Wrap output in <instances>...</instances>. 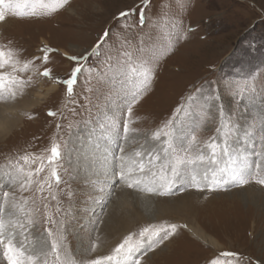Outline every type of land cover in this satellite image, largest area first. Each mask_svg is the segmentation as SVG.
<instances>
[{"label":"rangeland","instance_id":"1","mask_svg":"<svg viewBox=\"0 0 264 264\" xmlns=\"http://www.w3.org/2000/svg\"><path fill=\"white\" fill-rule=\"evenodd\" d=\"M122 12L130 14L121 17ZM105 31L110 39L102 44L99 56L89 58L86 67L106 71L102 62L111 57L113 71L104 80H98L95 71L82 72L75 100L69 102L65 86L39 72L51 68L54 76L67 78L75 67L67 57L90 53ZM0 46L21 62L42 57L44 47L57 50L50 54V63L35 59L32 70L16 73L30 81L22 94L18 91L14 100H0V200L8 191L18 203L21 197L27 198L26 208L38 209L34 216L39 223L23 241L26 249L39 246L42 234L46 235L44 228L49 225L44 222L43 203L47 202L58 224L63 221L59 227L64 244L77 264L111 255L129 234L135 233L138 239L144 227L173 223L184 227L141 255L140 264H212L217 259L228 264H264V185L255 179L243 186L228 185L227 191H198L194 186L184 190L191 182L189 174L177 185L175 195L161 196L129 188L119 180L112 183L115 178L111 177L120 146L111 128L113 123L122 128L121 110L126 107L122 93L130 87L117 75L120 61L126 59L121 52H127L132 63L150 60L154 79L134 106L135 122L130 125L134 133L123 145L126 155L134 157L136 152L158 148L152 134L169 121L177 127L183 123L189 132L199 125L196 136L201 145L213 136L219 138L216 129L222 121L217 105L222 100L224 113H230L232 125L239 126L238 136H230L229 143L233 150L241 149V156L254 171L258 163V178H264V145L260 144L264 137V0H150L147 5L143 0H67L52 13L39 11L37 16L23 19L9 15L0 23ZM112 76L116 78L107 82ZM54 85V95L39 96ZM50 110L59 115L50 117ZM53 143H59L63 153L58 166L63 182L53 189L60 201L59 213L56 201L43 200L48 196L46 189L41 193L34 184L32 191L21 192L19 184L9 186L8 176L26 154L36 153L46 160ZM39 163L25 167L35 168ZM48 171L46 166L41 178ZM145 182L147 188L153 186ZM135 192L148 200L136 198ZM126 201L143 219L134 218L128 231L115 241L104 242L107 209ZM11 202L12 196L4 205L5 215L13 210ZM188 222L220 246L194 239L186 231ZM225 251L238 256L222 257ZM41 259L48 264L55 261L51 255ZM0 264H8L2 248Z\"/></svg>","mask_w":264,"mask_h":264},{"label":"snow or ice","instance_id":"2","mask_svg":"<svg viewBox=\"0 0 264 264\" xmlns=\"http://www.w3.org/2000/svg\"><path fill=\"white\" fill-rule=\"evenodd\" d=\"M150 0H143L147 5ZM67 3V0H0V23H3L9 15L16 18H27L37 16L39 11L52 13L58 11L61 6ZM130 13L122 12L121 17H126ZM145 16L140 13V26L143 27ZM110 39V34L105 31L103 37L97 42L90 53L83 56H70L67 59L75 63V67L67 78L54 76L51 68H45L39 75L53 80L58 84L65 86L69 102H74L77 95V86L81 82L80 76L82 72L95 71L98 80H104L109 72L113 71L114 66L109 62L111 57H106L104 69H93L91 66L86 67L87 61L91 57L95 59L101 54V46L105 41ZM128 43L122 41V44ZM43 53L41 59L43 64L50 63V54L56 52V49L44 47L40 49ZM121 56L126 58L120 61V69L117 75L121 82L127 81L130 85L123 91V102L126 105L122 109L123 119L120 121L122 128H117L116 124H112L111 130L115 131L120 140L117 154L115 156L116 163L111 171V177L115 178L112 183L118 179L126 184L129 188L141 186L145 180L153 185L148 188H141L154 192L161 196L175 195L177 185L185 181L187 175H191V182L186 184L184 190L188 187H195L198 191H218L228 190V185L243 186L255 179V182L264 185V178H258V169L260 165H252L247 163L246 158L241 156V149L233 150L229 143V137L238 136V125H232L231 114H225L223 111V101L217 105L220 112L221 125L217 127L216 132L221 134L219 138L213 136L210 141L201 145L197 140L196 131L199 128L186 131L183 123L177 127L173 121H169L163 130L156 131L152 134L151 139L157 142V147L144 149L143 152H136L134 157L125 154L124 142H126L134 129L130 127L135 121L133 117L134 106L137 105L146 93L150 82L154 79L152 71V63L150 60H143L138 63H132L130 54L121 52ZM34 60H25L21 62L16 59L11 50L5 51L0 46V100H14L20 91L22 94L23 87L30 81H25L17 76V72L30 71ZM5 68H11L10 72L3 71ZM115 76L109 77L107 82L115 79ZM220 100L219 96L215 97ZM211 99V97H209ZM50 117L59 115L56 111L47 113ZM204 121L201 120V124ZM59 127V125H57ZM245 135H248L245 132ZM261 145H264V137L261 138ZM243 147V145H241ZM207 149V151L205 150ZM49 155L45 160L42 155L36 153L26 154L19 158L16 162L14 174H8L11 184H19L21 192L32 191V186L37 185V190L41 193L48 192L47 197L43 200L56 201L55 211H61L60 201L57 199L54 186L58 187L63 181L58 171V166L63 159L61 146L59 143H53L49 150ZM260 156L259 152L253 153ZM22 160L24 164H20ZM40 163L35 167H25V165ZM49 169L46 176L41 178V173L45 172V168ZM199 176V179H198ZM2 179V177H0ZM12 196L11 208L7 215L4 212V205L8 204V198ZM28 199L21 197L18 203L13 194L8 191L3 192V198L0 200V248L3 249V255L8 264H48L47 259H41L49 255L55 257L53 264H77L73 256L67 251L64 241L62 229L58 221L49 209V203H43L44 222L49 225L44 228V233L40 239L39 246L32 249H26L23 241L27 239L29 232L35 227L39 220L34 216V212L38 209L26 208ZM181 225L161 224L150 225L144 227L139 232V238L135 239V233L129 234L123 242H121L111 255L98 257L89 262V264H140L141 255H147L148 252L154 250L163 244L170 237L174 236ZM95 245H93V248ZM222 257H236L237 253L222 252ZM212 264H228V261L221 262L219 259Z\"/></svg>","mask_w":264,"mask_h":264},{"label":"bare ground","instance_id":"3","mask_svg":"<svg viewBox=\"0 0 264 264\" xmlns=\"http://www.w3.org/2000/svg\"><path fill=\"white\" fill-rule=\"evenodd\" d=\"M47 44V43H46ZM65 53V52H64ZM57 88L56 85H54L51 89H49L47 91L46 94H40L39 96L41 98H48L50 95H54L53 91ZM101 172V171H100ZM107 173V172H106ZM105 176H103L104 178ZM118 181V179H116V182ZM148 183L145 182V184L143 183L141 186L136 187V189H141V188H147ZM146 186V187H144ZM120 190V189H119ZM142 191V190H141ZM122 192V189H121ZM125 194V193H124ZM127 194V193H126ZM121 195V194H120ZM132 195L136 198H144L146 200H148L147 196L144 195L142 196L141 193L139 192H135L132 193ZM123 198V197H122ZM129 201V200H128ZM124 202L122 204H114L112 206H110L107 209V213L105 216V222L103 223V229L104 230V242H108L110 243V241L112 242L114 239H118L122 234L123 231H126L128 228H130V224L133 222V219L135 218L136 220H142L143 218L141 217L142 214L141 212L135 208L132 207L131 208V204H129L130 202ZM123 202V201H122ZM121 203V202H120ZM168 208V207H167ZM101 208H99L100 210ZM176 210V209H175ZM178 210V209H177ZM188 212V211H187ZM177 213V216H180V212L177 211L175 212ZM174 215V211L171 214V216ZM182 216V215H181ZM177 220V219H176ZM188 219H184V218H178V221H184ZM135 221V220H134ZM168 222V221H167ZM136 224V222H134ZM138 223V222H137ZM183 223V222H182ZM136 228V227H135ZM133 229V226L132 228ZM128 231V230H127ZM186 231H188V233H190V235L194 238L197 239L198 241L202 242L205 245H209V246H220L219 243L217 242V240H215L214 238H212L211 236H209L208 234H206L201 228L193 225V223L188 222L187 223V229ZM101 233V232H100ZM126 233V232H125ZM99 239V238H98ZM115 241V240H114ZM113 244V243H112ZM97 245V244H96ZM101 247V245H98V248ZM104 247V245L102 246ZM101 247V248H102ZM108 248V246L106 247ZM99 251H101V249H98ZM105 250V249H104ZM97 252V251H96ZM99 253V252H98ZM86 259V258H85Z\"/></svg>","mask_w":264,"mask_h":264}]
</instances>
